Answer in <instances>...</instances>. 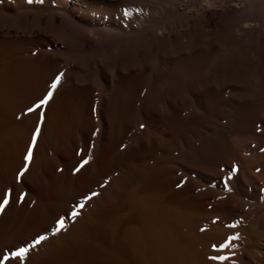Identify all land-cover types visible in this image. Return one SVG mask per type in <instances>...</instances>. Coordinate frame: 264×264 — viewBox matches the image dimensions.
Listing matches in <instances>:
<instances>
[{
  "label": "bare ground",
  "instance_id": "bare-ground-1",
  "mask_svg": "<svg viewBox=\"0 0 264 264\" xmlns=\"http://www.w3.org/2000/svg\"><path fill=\"white\" fill-rule=\"evenodd\" d=\"M9 193L0 264H264V0H0Z\"/></svg>",
  "mask_w": 264,
  "mask_h": 264
},
{
  "label": "rangeland",
  "instance_id": "rangeland-1",
  "mask_svg": "<svg viewBox=\"0 0 264 264\" xmlns=\"http://www.w3.org/2000/svg\"><path fill=\"white\" fill-rule=\"evenodd\" d=\"M137 184V185H136ZM136 184H133V186H129L127 189H126V192H128L129 191V189H134V187H138L139 186V184L138 183H136ZM132 189V190H133ZM128 190V191H127ZM125 192V193H126ZM74 205L72 204V207H73ZM66 207V206H65ZM68 207V206H67ZM65 208V209H67V212L68 211H70L69 209H70V207H68V208ZM67 212H66V214H67ZM71 212V211H70ZM70 212H68V214H70ZM67 214V215H68ZM66 217V219L68 220V217L67 216H65ZM239 220H237V223L239 224ZM237 223L236 224H232V225H230V229H231V231H232V234L230 233V235H231V237H234V236H238V237H240V235H239V232H240V230L238 229L237 230V228L239 227V225H237ZM54 226V221L53 220H50L48 223H46V225L44 226L47 230H50L52 227ZM232 227V228H231ZM237 227V228H236ZM49 228V229H48ZM235 229V230H234ZM241 233V232H240ZM237 240H239V241H237ZM237 242V244H236V242ZM240 241H242L241 240V237L239 238V239H235V240H231L230 242H229V246L228 247H226V249L227 250H225L224 249V252H223V250H221V251H219V253H220V258H219V260H220V262L221 261H223L222 259H224V261L223 262H221V263H223V264H238L240 261L242 262H240L241 264H256V262H255V257L253 258V252H251L250 251V246H249V242H247V241H242V242H240ZM231 242H232V244H231ZM239 243V244H238ZM14 245V244H13ZM13 245H11V246H13ZM231 245H233V246H231ZM238 245V246H237ZM245 245H246V248H245ZM237 246V247H236ZM244 246V248H243V250L241 251V248ZM23 248H26V246L24 247L23 246ZM237 250V251H234V250ZM225 251H226V254H225ZM236 252V253H234V252ZM241 251V252H240ZM18 252V251H17ZM233 252V253H232ZM245 252V253H244ZM251 252V253H250ZM226 255V256H229V257H226V259H225V257L223 256L224 254ZM240 253H242V254H240ZM235 254V255H234ZM241 256H243V257H241ZM244 254V255H243ZM236 255L238 256L237 258L238 259H236L235 257H236ZM239 256L242 258L241 260L239 259ZM250 256V257H249ZM231 258H232V260H231ZM236 259V260H235ZM243 260V261H242ZM227 261V262H226ZM248 261H250V262H248ZM238 262V263H237ZM248 262V263H247ZM239 263V264H240Z\"/></svg>",
  "mask_w": 264,
  "mask_h": 264
},
{
  "label": "snow or ice",
  "instance_id": "snow-or-ice-1",
  "mask_svg": "<svg viewBox=\"0 0 264 264\" xmlns=\"http://www.w3.org/2000/svg\"><path fill=\"white\" fill-rule=\"evenodd\" d=\"M60 82V78L57 77L56 81L53 82V84L51 85V90L47 97H45L44 100H42L40 103H38L35 108H41L43 105H46L48 103L49 100H51L52 98V92L57 88L58 84ZM35 109H30L29 111H34ZM39 136V128L37 129V131L35 132L34 134V137H33V146L35 145V138ZM32 159V151H31V148L29 149L28 151V155L26 156V161H31ZM88 161L85 160L80 167H83L84 164H87ZM24 171H27V168L24 169ZM77 171H79V168L77 169ZM20 175H23V171L20 173ZM11 193H9L3 200V203L0 204V213H2L4 211V208L9 204V197H10ZM95 195V194H94ZM91 197H89L90 199ZM23 199V196L21 197V200ZM80 207H83V205H81ZM78 213L77 212H73V216L75 217ZM66 227L65 223H64V220H59L57 222V227L54 229V233L56 231H59L61 229H64ZM46 237H40L37 241H35V244H39L41 241L45 240ZM235 239H239L238 236H235V237H231L230 238V241L231 240H235ZM35 245H33L34 247ZM229 245L228 244H225L224 247H228ZM29 249L28 248H21L18 252H16L14 255L17 256V257H23L25 256L27 253H28ZM226 259V258H225Z\"/></svg>",
  "mask_w": 264,
  "mask_h": 264
}]
</instances>
